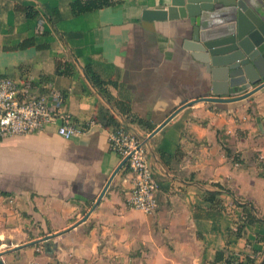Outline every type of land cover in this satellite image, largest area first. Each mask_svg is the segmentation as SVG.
<instances>
[{"label": "crops", "instance_id": "crops-1", "mask_svg": "<svg viewBox=\"0 0 264 264\" xmlns=\"http://www.w3.org/2000/svg\"><path fill=\"white\" fill-rule=\"evenodd\" d=\"M71 1L0 0V78L17 83L20 99L51 90L62 96L42 131L0 138V233L19 235L22 244L56 235L3 255L4 263L214 264L217 251L227 249L257 264L264 222L237 237L242 209L235 199L252 203L264 219V87L237 102L197 101L148 138L184 103L229 95L212 92L223 90L183 47L188 33L181 19H143L145 9L169 0H122L77 15ZM16 2L39 16L26 17ZM25 39L33 43L21 47ZM87 65L115 82L101 90L130 101L129 114L118 118L148 149L158 184L153 213L126 204L132 174L124 164L75 226L121 162L99 123L71 138L56 132L66 118L85 127L96 105L106 104L84 74ZM213 183L229 190L218 196L221 204L205 200Z\"/></svg>", "mask_w": 264, "mask_h": 264}, {"label": "water", "instance_id": "water-1", "mask_svg": "<svg viewBox=\"0 0 264 264\" xmlns=\"http://www.w3.org/2000/svg\"><path fill=\"white\" fill-rule=\"evenodd\" d=\"M143 19H181L183 30L188 33L183 47L190 51L193 59L201 63L210 74L212 86L223 90L212 92L217 95H229L203 96L184 103L160 123L148 138L178 111L197 101L237 102L247 99L264 87V0H169L167 5L145 9ZM234 94L239 95L231 96ZM127 159L128 157H125L115 168L91 209L75 226L85 221L99 204L110 181ZM55 236L49 234L40 240L22 244L19 235L0 233V264H5L1 258L3 255ZM57 244L61 248L70 247L60 240ZM51 250H55V247Z\"/></svg>", "mask_w": 264, "mask_h": 264}, {"label": "built area", "instance_id": "built-area-1", "mask_svg": "<svg viewBox=\"0 0 264 264\" xmlns=\"http://www.w3.org/2000/svg\"><path fill=\"white\" fill-rule=\"evenodd\" d=\"M17 83L9 77L0 78V138L36 133L53 121L56 107L62 103L59 92L51 90L49 95H32L27 99L18 96ZM50 102V103H49ZM87 125H75L70 118L57 126L56 132L63 138L83 133ZM109 149L126 163L132 174V187L127 194L126 204L144 213H153L157 208L158 184L148 162V149L141 139L125 129L124 122L114 129H108Z\"/></svg>", "mask_w": 264, "mask_h": 264}, {"label": "trees", "instance_id": "trees-1", "mask_svg": "<svg viewBox=\"0 0 264 264\" xmlns=\"http://www.w3.org/2000/svg\"><path fill=\"white\" fill-rule=\"evenodd\" d=\"M122 0H73L70 2V10L74 15L84 13L86 11L100 9L108 6H112L120 3ZM15 10L24 13L28 18H36L39 16V11L31 5H23L21 3H15ZM33 43L31 39H25L21 42L20 46L25 47ZM84 74L91 84L96 87L101 93L102 97L105 99V105L98 104L95 107V111L92 117V120L96 123L101 124L107 129H114L118 127L121 123L118 116L125 118L131 110L130 101L128 99H112L108 93L104 90H101L105 83L115 85L114 81H106L100 77V75L92 69L90 65H87L83 68ZM66 72H69V69L66 68ZM139 122L146 123L142 119H138ZM147 124V123H146ZM152 128V127H150ZM224 147V146H223ZM224 150L227 156L230 154L228 147H224ZM236 155H234V158ZM235 160V159H234ZM127 165V163H125ZM213 186L216 187L214 190H207L205 193V200L211 204H221L222 200L218 197L223 191L226 192L229 190L225 189L220 183H213ZM237 206L241 207L242 215L240 220L235 222V235L241 237L244 233L245 228L248 225H254L258 222H264V219L257 215V210L254 205L250 202L239 203L235 199ZM264 241V237H259ZM52 256V253H51ZM225 259V264H246L238 260V257L230 253L229 250H218L214 259V264H217L220 260ZM257 264H264V253L261 260Z\"/></svg>", "mask_w": 264, "mask_h": 264}, {"label": "rangeland", "instance_id": "rangeland-1", "mask_svg": "<svg viewBox=\"0 0 264 264\" xmlns=\"http://www.w3.org/2000/svg\"><path fill=\"white\" fill-rule=\"evenodd\" d=\"M263 151H258V152H256V154H258V153H262ZM259 164H262V160H260V162H259ZM263 165V164H262ZM261 173H264L263 171L261 172ZM237 197H240V196H238V195H236ZM237 199H240V198H237ZM241 201V200H240Z\"/></svg>", "mask_w": 264, "mask_h": 264}]
</instances>
